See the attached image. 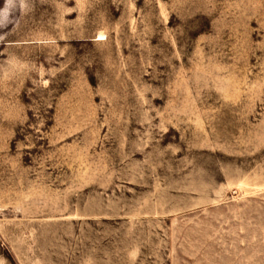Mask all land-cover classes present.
Here are the masks:
<instances>
[{
    "label": "rangeland",
    "instance_id": "obj_1",
    "mask_svg": "<svg viewBox=\"0 0 264 264\" xmlns=\"http://www.w3.org/2000/svg\"><path fill=\"white\" fill-rule=\"evenodd\" d=\"M0 264H264V0H0Z\"/></svg>",
    "mask_w": 264,
    "mask_h": 264
}]
</instances>
